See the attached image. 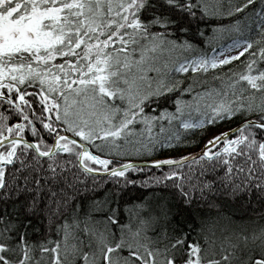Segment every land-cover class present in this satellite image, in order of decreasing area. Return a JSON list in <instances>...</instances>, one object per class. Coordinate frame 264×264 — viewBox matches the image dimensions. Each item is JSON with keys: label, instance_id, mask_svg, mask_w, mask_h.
<instances>
[{"label": "snow or ice", "instance_id": "snow-or-ice-1", "mask_svg": "<svg viewBox=\"0 0 264 264\" xmlns=\"http://www.w3.org/2000/svg\"><path fill=\"white\" fill-rule=\"evenodd\" d=\"M0 264H264V0H0Z\"/></svg>", "mask_w": 264, "mask_h": 264}, {"label": "trees", "instance_id": "trees-1", "mask_svg": "<svg viewBox=\"0 0 264 264\" xmlns=\"http://www.w3.org/2000/svg\"><path fill=\"white\" fill-rule=\"evenodd\" d=\"M244 58L241 57V60H243ZM233 65L237 66V67H242V65H240V61H234L233 62ZM227 127V126H225ZM234 127V125H233ZM199 150V147H194V148H191V149H188L187 151H191V152H196ZM138 162H143V161H138ZM239 215V212L237 213Z\"/></svg>", "mask_w": 264, "mask_h": 264}, {"label": "water", "instance_id": "water-1", "mask_svg": "<svg viewBox=\"0 0 264 264\" xmlns=\"http://www.w3.org/2000/svg\"><path fill=\"white\" fill-rule=\"evenodd\" d=\"M199 151V150H198ZM198 151H196V152H198ZM137 163H143V162H138V161H136Z\"/></svg>", "mask_w": 264, "mask_h": 264}, {"label": "rangeland", "instance_id": "rangeland-1", "mask_svg": "<svg viewBox=\"0 0 264 264\" xmlns=\"http://www.w3.org/2000/svg\"><path fill=\"white\" fill-rule=\"evenodd\" d=\"M219 50V49H218Z\"/></svg>", "mask_w": 264, "mask_h": 264}]
</instances>
